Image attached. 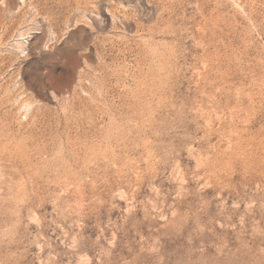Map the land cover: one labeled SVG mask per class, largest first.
I'll return each mask as SVG.
<instances>
[{
    "label": "rangeland",
    "instance_id": "1",
    "mask_svg": "<svg viewBox=\"0 0 264 264\" xmlns=\"http://www.w3.org/2000/svg\"><path fill=\"white\" fill-rule=\"evenodd\" d=\"M0 264H264V0H0Z\"/></svg>",
    "mask_w": 264,
    "mask_h": 264
}]
</instances>
